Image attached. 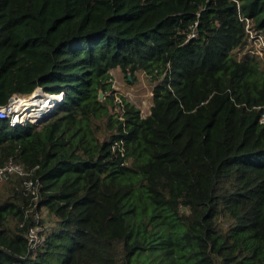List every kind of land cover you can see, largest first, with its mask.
<instances>
[{"label":"trees","instance_id":"1","mask_svg":"<svg viewBox=\"0 0 264 264\" xmlns=\"http://www.w3.org/2000/svg\"><path fill=\"white\" fill-rule=\"evenodd\" d=\"M243 19L264 32V0H0V107L46 97L32 118L65 91L40 122L0 119V167L25 168L0 182V264H264V55ZM116 69L152 82L148 116Z\"/></svg>","mask_w":264,"mask_h":264},{"label":"rangeland","instance_id":"2","mask_svg":"<svg viewBox=\"0 0 264 264\" xmlns=\"http://www.w3.org/2000/svg\"><path fill=\"white\" fill-rule=\"evenodd\" d=\"M244 53L246 52L242 51V53L241 52L238 53V57L242 58ZM263 55L264 54L259 53L257 56L262 57ZM261 59L263 60V66H264V56ZM111 73L113 77V87L116 91V95H118V97L123 96L129 101H131L136 107H138L141 110L143 117L148 116L151 112V107L153 105V84L148 79L146 74L141 72L136 75V78L134 80H130L131 77H129V80H127V78L125 77V75L123 74L121 70L116 69V70H113ZM40 90L42 93L46 92L51 96L56 95L59 92H60L59 94H63L65 92L64 90H60L57 93H55L54 91L49 92L44 89H40ZM39 98H40L39 103H42L46 97H43L41 95ZM55 98L56 99H54V102L52 103V106H51L53 107V109L56 108L57 103H58L57 97ZM13 100H15L16 102L17 98L12 99L10 107L16 106V103ZM37 108L38 106H36L34 110H36ZM11 113H12L11 115H14L13 110L11 111ZM29 113H30V108L25 109V107H21L17 111L16 114L19 116L18 119H21L20 123H22L20 125H24L26 122L35 123L36 117L26 118V116L29 115ZM41 217L46 220L49 219L47 212L44 210H42Z\"/></svg>","mask_w":264,"mask_h":264},{"label":"built area","instance_id":"3","mask_svg":"<svg viewBox=\"0 0 264 264\" xmlns=\"http://www.w3.org/2000/svg\"><path fill=\"white\" fill-rule=\"evenodd\" d=\"M243 20L247 22L246 29L249 34L248 47H251L250 51L255 55H258L259 53L264 54V32L254 31L250 26L249 20L248 19H243ZM196 35H197L196 32H193L191 37H196ZM64 95L65 92L62 94L61 98L57 100L58 101L57 106L63 101ZM14 98H19V96L18 95L13 96L7 106L0 107V119H9L10 124L12 126L22 124L20 123L21 119H18L19 116L16 114L17 111H14V115H11L12 114L11 109H13L15 106L10 107V104L12 99ZM13 101L15 102V100ZM54 110L55 109H53V107H50V109L42 110L39 113H37L35 123L46 119ZM262 123H264V117L262 118ZM24 173H25V168L22 165H18L13 163L12 161H9L5 166L0 167V182H2L7 175H12V174L23 175ZM41 233H42V228L36 226L32 228L28 234V240L33 250H37V248L40 247L44 242L45 236Z\"/></svg>","mask_w":264,"mask_h":264},{"label":"bare ground","instance_id":"4","mask_svg":"<svg viewBox=\"0 0 264 264\" xmlns=\"http://www.w3.org/2000/svg\"><path fill=\"white\" fill-rule=\"evenodd\" d=\"M40 96L38 94L30 96V97H19L17 98L16 106L14 107V109H11L13 111H18L21 107H25V109L27 108H32L35 107L36 102L39 103V98Z\"/></svg>","mask_w":264,"mask_h":264},{"label":"water","instance_id":"5","mask_svg":"<svg viewBox=\"0 0 264 264\" xmlns=\"http://www.w3.org/2000/svg\"><path fill=\"white\" fill-rule=\"evenodd\" d=\"M104 98V94L100 92V99L102 100Z\"/></svg>","mask_w":264,"mask_h":264},{"label":"crops","instance_id":"6","mask_svg":"<svg viewBox=\"0 0 264 264\" xmlns=\"http://www.w3.org/2000/svg\"><path fill=\"white\" fill-rule=\"evenodd\" d=\"M118 70H120V69H118ZM45 211V210H44ZM48 214V213H47ZM48 217H49V214H48ZM44 219V218H43ZM47 223L49 222V219L48 220H46V219H44Z\"/></svg>","mask_w":264,"mask_h":264}]
</instances>
